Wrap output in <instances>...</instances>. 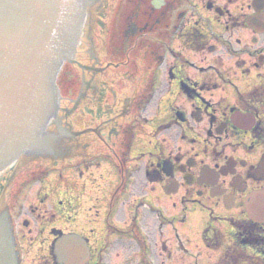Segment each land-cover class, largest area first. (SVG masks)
<instances>
[{
  "label": "flooded vegetation",
  "instance_id": "flooded-vegetation-1",
  "mask_svg": "<svg viewBox=\"0 0 264 264\" xmlns=\"http://www.w3.org/2000/svg\"><path fill=\"white\" fill-rule=\"evenodd\" d=\"M58 85L49 150L0 172L20 264L61 233L86 264H264V0H91Z\"/></svg>",
  "mask_w": 264,
  "mask_h": 264
},
{
  "label": "water",
  "instance_id": "water-1",
  "mask_svg": "<svg viewBox=\"0 0 264 264\" xmlns=\"http://www.w3.org/2000/svg\"><path fill=\"white\" fill-rule=\"evenodd\" d=\"M80 1L0 0V160L30 148L56 111V75L73 48ZM0 218L9 224L6 211ZM11 250L0 235V264H13Z\"/></svg>",
  "mask_w": 264,
  "mask_h": 264
},
{
  "label": "rangeland",
  "instance_id": "rangeland-1",
  "mask_svg": "<svg viewBox=\"0 0 264 264\" xmlns=\"http://www.w3.org/2000/svg\"><path fill=\"white\" fill-rule=\"evenodd\" d=\"M87 18V17H86ZM83 42L84 43H87V41L86 40H83ZM83 48L85 49V44H84V46H83ZM88 48H86V50H87ZM72 145V144H71ZM57 147V146H56ZM62 148H65L64 146H62L61 148H59L58 147V149H56V150H58L57 151V154H58V156H62V154H64V149H62ZM66 149V148H65ZM73 149H74V147H68V152L70 153V154H72L73 155ZM46 156V155H45ZM57 173H61L62 174V171H60V172H57ZM11 174V172L10 171H6V175L5 174H2L1 176H0V215H2L3 214V212H7V213H10V210L8 209V205L7 204H5L4 203V197H5V195H6V186H4V184H3V182H2V179H4L5 177L6 178H8V176ZM5 178V179H6ZM22 178H18V179H16L15 180V186L17 187L18 185H19V183H20V180H21ZM7 185V184H6ZM7 187H8V185H7ZM36 189L37 188H31V189H28L27 191H26V196H25V200L26 199H28V200H31V199H29L30 197H31V195H33L34 193H35V191H36ZM18 211V210H17ZM25 217H28V219L30 218V215L29 214H27V213H25V214H20V211H18L17 213H13V214H11V215H9L8 214V218H9V224H11L12 222L14 223L13 225L14 226H16V222L18 221V220H24V218ZM10 219H12L11 220V222H10ZM58 223H62V221L58 218L57 220H56Z\"/></svg>",
  "mask_w": 264,
  "mask_h": 264
}]
</instances>
